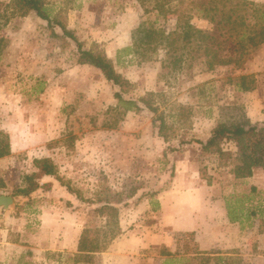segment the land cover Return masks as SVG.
I'll use <instances>...</instances> for the list:
<instances>
[{"label":"rangeland","instance_id":"rangeland-1","mask_svg":"<svg viewBox=\"0 0 264 264\" xmlns=\"http://www.w3.org/2000/svg\"><path fill=\"white\" fill-rule=\"evenodd\" d=\"M181 1L190 0H45L52 19L48 24L17 7L15 0H0V139L8 141L10 151L0 158V196L13 200L11 209L0 208V264H113L109 249L115 240L125 239L115 254L128 253L136 230L170 231L176 250L180 245L195 253L191 234L161 225V194L175 180L174 190L181 192L188 182L184 176L191 181L195 175L196 182L211 181L225 196L249 193L246 179L230 174L235 143H221V150L231 154L221 159L217 153H202L194 141H206L219 121L227 122L232 115L241 113L252 123L248 115H253L249 106L254 100L259 107H252L264 116V44L243 63L210 70L203 58L192 59L189 47L182 51L180 67H173L167 47L155 44L152 55L125 54L116 62L117 51L133 44L141 24L165 35L174 31L177 15L172 13L181 10ZM56 22L85 50L113 62L129 83L126 98L153 93L158 112L120 108L114 97L117 88L99 70L77 64L76 46ZM191 23L208 28L205 21ZM241 75L251 77V91L238 90ZM160 113L164 136L155 121ZM44 159L56 176H43L36 168L34 161ZM30 175L37 189L27 198L14 196L16 189L27 186L25 177ZM254 197L264 206V193ZM105 204L116 208L120 232L90 261L79 259L77 246L85 226L105 225L94 213ZM240 227L247 232L239 235L240 248L214 264H242L241 249L243 264H264L259 222ZM196 259L190 264H204V256Z\"/></svg>","mask_w":264,"mask_h":264},{"label":"trees","instance_id":"trees-1","mask_svg":"<svg viewBox=\"0 0 264 264\" xmlns=\"http://www.w3.org/2000/svg\"><path fill=\"white\" fill-rule=\"evenodd\" d=\"M45 0H15L17 7L25 11H33L41 20L51 24L52 19L47 13ZM181 10H174L177 15L176 29L165 35V31L154 29L153 25L145 27L141 24L135 31L133 44L117 51L116 62L121 63L123 55L141 54L146 52L154 54L155 45L167 47L166 56L170 58L173 67L179 66L183 59V50L191 48L189 55L192 59L203 58L210 70L215 66H224L243 63L264 44V4H257L250 0H190L187 3L181 1ZM184 3L186 4L184 8ZM168 2L160 5L162 8ZM170 12V11H169ZM205 21L208 28L196 27L191 21ZM64 37L72 40L77 49V64L88 65L101 72L103 77L117 88L114 97L117 104L125 112L139 110L141 108L156 114L158 107L154 101V94L148 93L137 100L128 99L124 92L129 83L115 69L113 62L106 56L85 50L81 42L68 31L64 25L56 22ZM150 50V51H149ZM140 52V53H139ZM246 75L238 77L237 87L239 91L248 92L253 89L252 79ZM222 110L237 112V107H223ZM240 113V112H239ZM159 122L158 134L164 136V120L160 113L155 118ZM233 142L236 145L234 167L230 174L236 180H244L252 177L255 169L264 171V122L252 124L243 114L232 115L229 121H219L211 131L206 141L195 140L202 153H217L221 159L231 158V154L220 148L221 143ZM191 142V141H189ZM9 143L0 139V158L9 155ZM36 168L43 176H56L54 167L50 161H34ZM27 186L15 190L14 196L27 198L38 187L34 181V175L26 176ZM210 185L211 181L206 182ZM260 195L255 187H250L249 193L236 197L228 195L225 198L227 218L231 223L258 221L261 231H264V206L261 201L255 202L254 195ZM13 196V197H14ZM116 208L105 204L94 211L97 216L105 220V225L99 228L85 226L78 241L77 251L79 259L90 261L96 253L102 252L107 242L116 238L120 232Z\"/></svg>","mask_w":264,"mask_h":264},{"label":"crops","instance_id":"crops-1","mask_svg":"<svg viewBox=\"0 0 264 264\" xmlns=\"http://www.w3.org/2000/svg\"><path fill=\"white\" fill-rule=\"evenodd\" d=\"M259 102L254 100L249 111L252 123L263 122L264 116H259ZM261 106V105H260ZM184 176L181 192L174 190V185L157 199L160 205L161 225L169 228L173 233L191 234L194 239L196 252L183 250V246L177 244L170 235V231L159 233L150 230L130 235L131 245L127 253L118 250L120 242L125 239H116L109 251L113 252V264H190L196 258L205 257L204 264H214L223 261L225 255L232 256L233 248L242 245L239 235L247 232L241 229L240 224L231 223L227 218L225 194L221 193L218 185L206 182H196L198 177ZM244 182V181H243ZM245 184L256 187L261 194L264 193V171L255 169L252 177L245 180ZM144 210V209H143ZM243 242V239H242ZM242 264L244 261L243 249L240 250ZM202 260V259H201Z\"/></svg>","mask_w":264,"mask_h":264},{"label":"water","instance_id":"water-1","mask_svg":"<svg viewBox=\"0 0 264 264\" xmlns=\"http://www.w3.org/2000/svg\"><path fill=\"white\" fill-rule=\"evenodd\" d=\"M13 206V200L11 196H0V208L3 211L11 209Z\"/></svg>","mask_w":264,"mask_h":264}]
</instances>
